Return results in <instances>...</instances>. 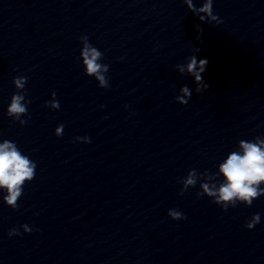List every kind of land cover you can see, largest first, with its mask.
<instances>
[{"label": "clouds", "instance_id": "9594fccd", "mask_svg": "<svg viewBox=\"0 0 264 264\" xmlns=\"http://www.w3.org/2000/svg\"><path fill=\"white\" fill-rule=\"evenodd\" d=\"M189 11L193 12L202 22L220 24L222 21L217 15L213 14V0H203L201 7L197 8L193 0H183ZM198 31L202 33V29L197 26ZM80 41L83 45L80 57L83 62L85 74L94 77L98 81L101 88H109V79L107 73L109 65L102 64L103 53L89 43L87 36H81ZM199 48H193V52H199ZM186 64L176 65L179 73L194 77L197 85L195 91L202 93L207 90L209 85L203 80L202 74L206 71L207 59L197 60L195 55L187 58ZM27 83L26 76H18L13 79L16 93L12 95L10 104L7 108V115L14 121H19L21 125L28 122L27 119H21L22 116L28 117V104L30 100H26L25 85ZM176 96V101L181 105H187L192 95V90L188 86H183ZM53 99L45 101V106L53 110H59V101L55 99L56 93L52 92ZM127 108V105L125 106ZM64 125L60 124L55 129V135L60 137L63 135ZM76 141L90 143V138L76 137ZM36 163L23 154L16 143L3 140L0 142V192L5 193L3 196L4 203L12 208L19 207V199L24 193V186L31 182L36 175ZM223 177L222 182L216 183L218 177ZM200 183V191L196 193L197 197L207 196L213 203L220 205L224 211L231 206L235 208L242 203L251 207L253 201L264 195V138L257 136L252 141L240 140L238 142V150L230 152L226 159L219 164L217 173H210L207 170L199 173L192 169L187 173L186 177L178 178L177 182L182 184L180 195L183 196L189 188H194L197 182ZM168 216L176 221L187 219L182 212L176 209H170ZM260 214H254L245 227L252 230L260 223ZM24 233L33 231L27 224L20 226ZM17 228L9 230L8 235H20Z\"/></svg>", "mask_w": 264, "mask_h": 264}]
</instances>
